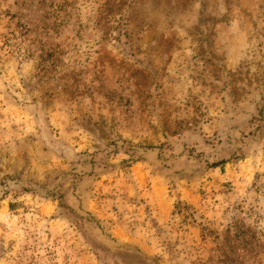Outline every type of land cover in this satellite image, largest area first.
Instances as JSON below:
<instances>
[{"label":"rangeland","instance_id":"1","mask_svg":"<svg viewBox=\"0 0 264 264\" xmlns=\"http://www.w3.org/2000/svg\"><path fill=\"white\" fill-rule=\"evenodd\" d=\"M220 252L264 264V0H0V264Z\"/></svg>","mask_w":264,"mask_h":264},{"label":"trees","instance_id":"2","mask_svg":"<svg viewBox=\"0 0 264 264\" xmlns=\"http://www.w3.org/2000/svg\"><path fill=\"white\" fill-rule=\"evenodd\" d=\"M243 234V232H241ZM252 238V241L250 242V244L253 243V237ZM230 242V241H229ZM232 246V245H230ZM231 252H234L233 250H231ZM219 259L220 261L222 262V264H235V263H238L239 260L236 259L235 257L231 258L227 252H220V255H219Z\"/></svg>","mask_w":264,"mask_h":264}]
</instances>
